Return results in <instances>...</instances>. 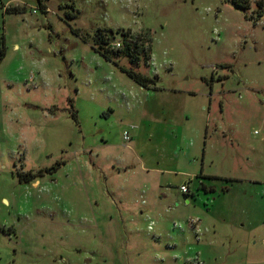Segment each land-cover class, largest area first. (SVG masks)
I'll return each instance as SVG.
<instances>
[{"label": "rangeland", "instance_id": "rangeland-1", "mask_svg": "<svg viewBox=\"0 0 264 264\" xmlns=\"http://www.w3.org/2000/svg\"><path fill=\"white\" fill-rule=\"evenodd\" d=\"M44 1L0 0V264H264V0Z\"/></svg>", "mask_w": 264, "mask_h": 264}, {"label": "trees", "instance_id": "trees-1", "mask_svg": "<svg viewBox=\"0 0 264 264\" xmlns=\"http://www.w3.org/2000/svg\"><path fill=\"white\" fill-rule=\"evenodd\" d=\"M234 4L241 9H247L250 6V1L249 0H233ZM261 4V3H259ZM39 6L43 8L44 10V5L42 3V0H39ZM24 7H17L14 9H11L9 13H19L23 12ZM9 9H6V12ZM46 11V10H45ZM77 33V29H75ZM78 34V33H77ZM114 31L112 29L106 30L104 33L102 30H98L96 34L93 37L94 40V49L100 53L105 60L112 62L117 66L122 72L126 73L132 80H134L137 84L140 86L146 88V89H151V88H156L157 83H158V78L157 76L150 77L148 75L142 74L140 72H137L136 70L132 68H126L118 63V61L114 60L113 55L114 54H119L120 52H125L129 55L131 58V62H133L135 65H138V62L140 61V52L138 51V43L137 42H132L128 41L125 42V45L123 48L119 47L117 49H113L111 47L112 43L114 42ZM87 40V39H86ZM5 55V49L4 47L1 48L0 50V58H3ZM72 117L73 119L78 123L77 121V111H72ZM63 163L57 162L54 165L39 170L37 173H20L19 178L21 182H31V181H36L40 176H42L44 173H54L56 172ZM216 178V177H213Z\"/></svg>", "mask_w": 264, "mask_h": 264}, {"label": "built area", "instance_id": "built-area-1", "mask_svg": "<svg viewBox=\"0 0 264 264\" xmlns=\"http://www.w3.org/2000/svg\"><path fill=\"white\" fill-rule=\"evenodd\" d=\"M34 12H36L35 9H34ZM112 45H113V46H117L118 48L121 47L120 43H118L117 41H114V42L112 43ZM126 139L129 140V136H128V135H126ZM181 189L183 190L184 193H187V192H188L187 187L184 186V185L181 187Z\"/></svg>", "mask_w": 264, "mask_h": 264}, {"label": "crops", "instance_id": "crops-1", "mask_svg": "<svg viewBox=\"0 0 264 264\" xmlns=\"http://www.w3.org/2000/svg\"><path fill=\"white\" fill-rule=\"evenodd\" d=\"M42 3L46 6V5H48L44 0H42ZM44 11H45V9H44ZM154 170V172H159L160 173V170L159 169H156V168H154L153 169ZM180 173H182V172H180Z\"/></svg>", "mask_w": 264, "mask_h": 264}]
</instances>
